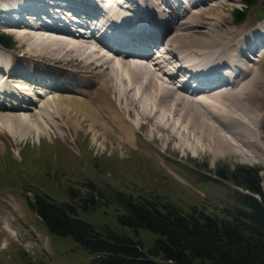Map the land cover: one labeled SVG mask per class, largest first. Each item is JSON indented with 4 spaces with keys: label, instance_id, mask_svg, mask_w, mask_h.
Returning <instances> with one entry per match:
<instances>
[{
    "label": "bare ground",
    "instance_id": "1",
    "mask_svg": "<svg viewBox=\"0 0 264 264\" xmlns=\"http://www.w3.org/2000/svg\"><path fill=\"white\" fill-rule=\"evenodd\" d=\"M208 1L195 0L189 4L187 0H180L172 4L169 0H101L94 5L93 0H0V26L23 31L15 33L22 59L10 60L8 56L14 58L15 55L0 46V114L3 112L0 133L13 134L18 130L25 131L26 135L34 129L45 131L53 128L57 120L68 121L71 114H75L80 121L88 122L89 130L96 133L95 140L100 138L101 132L103 137L104 134L113 135V130L120 141L127 144L132 134L140 129V124L134 120L138 117L153 123L157 131L160 129L168 135L169 141L177 139L176 127L179 131L185 127L189 131L185 140L204 134L201 140H211L216 151L212 153L216 156L231 154L246 160L256 159L264 165V142L256 132L264 114L262 118L261 114L258 116L259 121L251 129L238 120V113L237 118L224 104L213 102L216 98L235 102L234 97L251 92L248 87L255 81L250 78L254 71L250 69L245 51H252L256 44L264 43V25L231 40L221 37L222 34L212 36L209 33L214 25L205 24L207 30L203 31L206 28L200 26L195 12ZM181 5L185 6L182 14L177 11ZM81 8L93 15L104 14L97 28L103 32L118 29L116 22L136 20L142 23L136 25L140 29L135 33H127L126 39L133 38L123 44L127 48L151 43L152 48L147 53L129 50L124 54L105 55L102 50L106 47L89 38L70 36L62 40L55 36L53 32L56 31L30 27L38 24L33 23L35 17L43 18L37 22L57 20L63 23V15L67 18L70 11L80 15ZM134 8L137 13L131 14ZM147 12L154 24L146 32ZM159 20L164 25L158 24ZM169 31L172 33L164 39V45L161 44ZM120 34L125 33L119 31L114 40ZM58 66L62 67L60 71ZM222 67L231 69L235 76L221 71ZM19 68L23 69L19 71ZM188 68L201 71L199 77L203 84H214L196 92L197 99L183 93L188 88L185 84ZM162 76L170 83L176 77L181 81L172 88ZM100 77L102 81H96ZM40 83L45 86L39 87ZM58 93H72L81 98L57 96ZM92 98L97 103H93ZM21 112H27V117L21 116ZM128 115L132 121L126 120ZM231 119L236 124L233 125ZM248 121L254 122L253 118ZM235 136L236 140L231 139Z\"/></svg>",
    "mask_w": 264,
    "mask_h": 264
},
{
    "label": "rangeland",
    "instance_id": "2",
    "mask_svg": "<svg viewBox=\"0 0 264 264\" xmlns=\"http://www.w3.org/2000/svg\"><path fill=\"white\" fill-rule=\"evenodd\" d=\"M241 7V0H210L195 11L198 13L196 19L202 28H206L203 31L207 30L205 24H211L214 26L210 35L222 34L221 37L231 40L264 25V17L260 13H264V0L247 10L242 23H236L233 11ZM178 9L181 13L184 6ZM13 30L3 27L0 33L8 35L11 40V48L6 50L15 57L8 56L9 59H22L23 53L15 33L23 31ZM171 33H165L161 44L164 45V39ZM104 53L110 55L105 50ZM250 56L254 58L250 61V69L254 71L250 78L255 79L248 87L251 92L234 97L235 102L227 98H216L213 102L224 104L235 117L238 113V120L252 129L264 114V55ZM61 69V66L57 67V70ZM102 79L100 77L96 81ZM56 95L81 98V95L72 93ZM21 114L27 117V112ZM125 118L132 121L129 115ZM249 118L254 122L248 121ZM134 120L140 124V129L132 134L127 144L120 141V136L113 130L114 136L104 134L103 137L101 132L100 138L95 140L96 133L89 130L88 122L80 121L75 114H71L68 121L57 120L53 128L45 131L34 129L26 135L25 131L18 130L13 133L16 135L8 131L0 133V264H90V258L77 246L51 238L45 232L28 209L22 190L34 189L61 203L70 201L68 189L83 191L88 182H92L107 196L109 204L113 192L121 191L141 201L170 203L183 213L204 209L207 214L221 216L224 209L235 205L230 196L236 188L229 181L219 180L216 176L218 171L231 173L236 167H250L258 170L264 181V165L258 160H246L231 154L216 156L212 153L216 151L211 140H201L204 134L185 140L189 131L185 127L179 131L176 127L177 139L169 141L168 135L160 129L157 131L153 123L138 117ZM230 132H227L229 136ZM256 132L261 134L264 142V120L260 121ZM223 136L226 138L225 132ZM234 140L230 142L237 144ZM109 204L105 202L96 212L79 216L97 229L108 226L128 234L116 224L118 208ZM139 241L147 249L153 237L141 232Z\"/></svg>",
    "mask_w": 264,
    "mask_h": 264
},
{
    "label": "trees",
    "instance_id": "3",
    "mask_svg": "<svg viewBox=\"0 0 264 264\" xmlns=\"http://www.w3.org/2000/svg\"><path fill=\"white\" fill-rule=\"evenodd\" d=\"M259 2L241 0L242 7L233 11L236 23ZM0 45L11 48L10 38L0 34ZM216 176L236 188L230 196L235 205L221 216L204 209L183 213L170 203L141 201L121 191L113 192L109 204L92 182L83 191L68 189V202L58 203L34 189L22 194L45 232L77 246L90 264H264V181L259 171L236 167ZM105 202L118 208L116 224L128 234L108 226L97 229L79 216L96 212ZM141 232L153 237L147 249L139 241Z\"/></svg>",
    "mask_w": 264,
    "mask_h": 264
}]
</instances>
